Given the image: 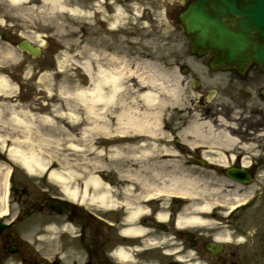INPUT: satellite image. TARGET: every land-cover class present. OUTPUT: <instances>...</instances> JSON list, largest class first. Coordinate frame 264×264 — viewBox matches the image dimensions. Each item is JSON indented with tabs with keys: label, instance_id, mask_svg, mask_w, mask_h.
<instances>
[{
	"label": "flooded vegetation",
	"instance_id": "obj_1",
	"mask_svg": "<svg viewBox=\"0 0 264 264\" xmlns=\"http://www.w3.org/2000/svg\"><path fill=\"white\" fill-rule=\"evenodd\" d=\"M100 1L109 15L116 2L133 11V0ZM191 1L169 2L165 15ZM167 59L188 116L161 118L152 135L111 123L93 189L72 194L28 168L0 129V264H264V70L213 68L189 41ZM195 122L211 133L190 136Z\"/></svg>",
	"mask_w": 264,
	"mask_h": 264
},
{
	"label": "rangeland",
	"instance_id": "obj_2",
	"mask_svg": "<svg viewBox=\"0 0 264 264\" xmlns=\"http://www.w3.org/2000/svg\"><path fill=\"white\" fill-rule=\"evenodd\" d=\"M33 1L14 6L8 0H0V75L9 84L8 90L0 92V129L6 133L11 147L18 144L25 147L30 142L29 145L47 159L49 174L51 170H70V188L93 189L97 174V140L104 141L111 136L110 126L106 134L101 128V131L86 128L81 106L66 104L65 95L92 86L81 68V63L88 60L93 74L97 65L121 71L120 95L127 105L140 109L145 106L139 94L147 87L139 85L137 76H155L174 89L176 95L170 100L165 93H159L160 99L168 103L160 118L172 123L184 121L188 116L185 111L188 97L183 93L179 97L176 66L167 59L183 50L188 41L175 11L170 15L164 12L169 2L176 0H154L155 10L149 13L142 1L133 0L131 13L125 4L116 2L111 15L106 14L100 0H62L66 7L78 9V12L55 10L52 14L49 4L41 6L39 0L26 8ZM21 38L40 44L42 56L30 58L20 51L15 45ZM7 51L10 54L5 55ZM72 110H77V118L69 116ZM111 110L104 113L101 120H112L115 125L113 115L119 107L112 106ZM15 117L30 122L27 135L21 123L12 122ZM198 117L195 113L193 121H200ZM216 127L224 126L217 124ZM206 130L211 133L210 128ZM28 134L30 140H27ZM114 168L121 169L118 165ZM48 178L59 184L50 175ZM203 192L199 189L198 195L204 196ZM198 211L199 216L207 212L204 205L199 206Z\"/></svg>",
	"mask_w": 264,
	"mask_h": 264
},
{
	"label": "bare ground",
	"instance_id": "obj_3",
	"mask_svg": "<svg viewBox=\"0 0 264 264\" xmlns=\"http://www.w3.org/2000/svg\"><path fill=\"white\" fill-rule=\"evenodd\" d=\"M31 0H8L12 5L18 6L22 3H28ZM42 2L41 6H44L46 3L49 4L51 14L55 10H65L71 13H77L78 9L66 7L63 4L62 0H39ZM36 0L33 3L27 4L26 8L33 6ZM1 54V51H0ZM10 54L9 51L5 52V55ZM60 67H62V61L60 62ZM81 68L88 75L90 88L78 89L74 92L67 93L65 95V103L73 104L75 106L80 105L81 111L84 113V120L88 126L86 128L99 129L103 130V133L108 132V127L113 124L112 120L102 121L101 118L104 117V113L112 112L111 107L118 106L119 111L113 115L115 127L114 131L116 133H132L136 132H149L150 135L155 133L158 128V121L162 116V111L168 105L167 101L160 99L159 93H165L171 98L176 97L174 89L168 87L167 85L161 83L155 76L152 75H138L137 81L140 86H146L147 89L143 90L139 96L142 100V104L145 106L144 109H140L137 106L133 107L127 105L120 93L122 91V84L120 83V78L122 77L121 71H116L114 68L105 69L100 65H97L96 73L93 74L90 62L85 60L81 63ZM9 89L8 80L0 75V92L6 91ZM78 104V105H77ZM73 107V106H72ZM79 107V106H78ZM79 109V108H78ZM77 111V110H76ZM76 111H70L69 116L72 118H77L78 113ZM98 118L100 120H98ZM112 118V117H111ZM49 121H52V118H49ZM12 122L15 124L22 125L23 130L29 131V121H24L21 118L15 117L12 119ZM112 122V124L110 123ZM101 129H99L101 131ZM208 133V131L206 130ZM188 133L192 137H205L206 135L201 129V126L197 125L195 122L194 125L188 127ZM209 134V133H208ZM27 135V134H26ZM0 136V142H3ZM31 137L28 134L27 140H30ZM18 144V143H17ZM21 147L20 144L11 147L8 151L9 153L16 155L28 168L35 167L36 170H45L48 167V161L42 157L41 153L29 145ZM97 162L99 158L96 159ZM50 177L55 179L63 189L70 191L68 188V183L72 172L70 170L61 171H50ZM93 181V178H91ZM71 193H76L75 189H72Z\"/></svg>",
	"mask_w": 264,
	"mask_h": 264
},
{
	"label": "water",
	"instance_id": "obj_4",
	"mask_svg": "<svg viewBox=\"0 0 264 264\" xmlns=\"http://www.w3.org/2000/svg\"><path fill=\"white\" fill-rule=\"evenodd\" d=\"M179 19L192 51L209 50L212 66L243 71L255 60L264 68V0H194ZM18 46L39 54L27 40Z\"/></svg>",
	"mask_w": 264,
	"mask_h": 264
}]
</instances>
